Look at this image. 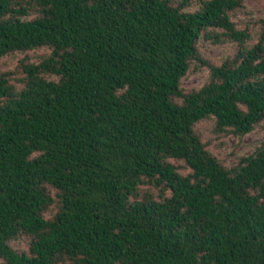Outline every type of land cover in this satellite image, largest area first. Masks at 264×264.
I'll use <instances>...</instances> for the list:
<instances>
[{"label":"trees","instance_id":"obj_1","mask_svg":"<svg viewBox=\"0 0 264 264\" xmlns=\"http://www.w3.org/2000/svg\"><path fill=\"white\" fill-rule=\"evenodd\" d=\"M241 8L0 0V58L49 50L21 88L0 72V264H264V141L226 166L196 130L264 126V18L251 43ZM201 39L238 48L215 65Z\"/></svg>","mask_w":264,"mask_h":264},{"label":"rangeland","instance_id":"obj_2","mask_svg":"<svg viewBox=\"0 0 264 264\" xmlns=\"http://www.w3.org/2000/svg\"><path fill=\"white\" fill-rule=\"evenodd\" d=\"M196 7V6H194ZM264 18V0H243V8L237 10L232 15V20L236 23L238 29H246L253 37V43L257 39L259 32V21ZM250 43V44H251ZM199 50L203 58L209 63L220 65L226 58L232 57L237 51V44L226 42L223 44H214L210 40L201 39ZM49 53L48 49L40 48L26 53H14L0 58V72L17 71V67L22 59L29 63L37 64ZM21 73L13 76L11 83L17 88H21ZM209 78V69L207 67L197 68L195 64L191 65L189 72L181 81V88L188 92L192 89L200 88ZM196 130L200 134L202 141L207 146V150L217 157L224 165L231 166L237 158L247 156L264 141V126L259 124L249 134L238 137L228 131H218L212 121H202L196 125ZM183 165L182 162H175ZM179 172L186 175L189 169L181 167ZM147 189L143 187L142 190ZM154 192V191H153ZM53 209L46 213L50 217ZM12 247L21 251L27 250V240L17 239L11 243Z\"/></svg>","mask_w":264,"mask_h":264}]
</instances>
